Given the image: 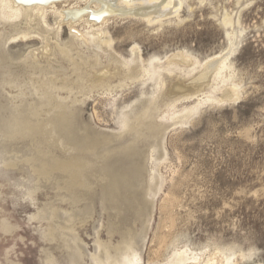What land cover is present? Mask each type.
<instances>
[{"label":"rangeland","instance_id":"rangeland-1","mask_svg":"<svg viewBox=\"0 0 264 264\" xmlns=\"http://www.w3.org/2000/svg\"><path fill=\"white\" fill-rule=\"evenodd\" d=\"M5 1L11 0H0V118L8 121L16 102L43 101L45 91L66 108L70 129L63 139L48 124L25 136H0V156H12L10 167L0 157V264H103L106 250L121 263L136 255L134 264H173L183 253V264H264V0H178L175 13L112 14L103 24L87 15L60 18L58 38L52 4L46 24L36 19L30 26L24 13L3 18ZM156 1L157 10L171 6ZM84 3L96 8L89 0L78 5ZM28 26L29 37L13 42ZM73 29H101L100 38L111 40L100 49L93 42L77 47L84 57L98 54L92 74H104L106 65L107 76L115 72L110 55H137L145 67L160 69L158 84L151 75L112 92L79 91L85 67L55 52ZM228 50L219 79L196 80L205 61ZM175 84L183 86L174 91ZM184 94L192 97L169 105ZM143 109L152 130L143 120L134 129ZM33 157L53 169L35 173ZM67 165L74 183L61 169ZM111 174L126 182L116 202L105 196Z\"/></svg>","mask_w":264,"mask_h":264},{"label":"bare ground","instance_id":"bare-ground-1","mask_svg":"<svg viewBox=\"0 0 264 264\" xmlns=\"http://www.w3.org/2000/svg\"><path fill=\"white\" fill-rule=\"evenodd\" d=\"M89 1H92L93 3H95V5H96L95 9L89 7L87 3H84L85 7H83V8L80 5H78L79 2H88V0H13V1L11 0V2L5 1L4 8L9 9V11H5V9L3 8L1 11V16L3 18H8V19L12 18L13 20H15V19L20 18V16H22L24 13L25 18H26V20H25L26 24H30V26H31V21H35L36 19H37L36 21L38 22L37 24H39V22H42V24H44V23L46 24V11H45L46 7L50 4H52L51 6H54V7L57 4H64L67 6V8L62 9L60 11H58V9L52 7L53 8V14L56 15L57 18H59V22L57 23V27H55L56 30H54L55 35L58 38L59 32H60V25H61L60 18L61 19L63 18V20H66V21H70V22L72 21L73 22L75 19L87 15V16H89L90 21L92 23H97V21L101 20V22H98L101 24H103L102 22L107 17L111 16L112 14H115L116 16H119V17H124V16L137 17V16H140V17L146 18L148 16H151L150 18L154 19V18L158 17L159 12H160V16H163L165 13L177 12V9L180 5V2L178 0H165V3L171 4V6L169 8L165 7L166 9L157 10L154 7L153 0H140L138 3H137V0H89ZM13 2L15 3V5L12 4ZM156 3H158V0L156 1ZM22 7H24V9H22ZM115 15H113V16H115ZM88 21L89 20H87V22ZM92 25H89V27L91 28ZM27 28H28V30L23 31L19 36L11 38L13 40V42L17 41L18 39L24 40L27 37H29V35H28L29 29L33 28V26L32 27L28 26ZM71 32H72V36L67 42L65 41L63 43L60 41L62 43L61 44L56 39L57 42L55 44V47H56L55 52L58 55H60L62 57V59L64 58L67 61L69 60V62L72 66L77 67V68H80V66L85 67L84 68L85 72L84 73L82 72V74H81L82 83H80V85L78 86L79 91H82L83 89H87L88 93H91L92 91L112 92L116 88L122 87L123 84L126 82L134 83L137 80H141L142 78H144L146 76H151V75H152L151 77L152 78L154 77V79L156 80V83L158 84V80L160 77V72H159L160 69L157 68L153 64H151L149 67L148 66L145 67L142 64V62L139 61L141 59L137 58V55L134 56L133 58H131V61H126L125 59H120L118 57L110 55L109 60H111L112 64L113 63L115 64V65L113 64L114 66L112 67V69H114L115 72L109 73V75L107 76L105 73L108 72L109 68L106 65V67L104 69V74H102V75H95V73L92 74L89 71V67H91L92 65L98 64V62H99V59L97 57L98 54L95 52L94 56H96V55L97 56L93 57V58L84 57L83 54L78 49L79 46L81 47L83 44H86L88 42H93L96 44L97 48L100 49L101 44H105L107 46H110L111 40L106 39V38H103V39L100 38L101 33L102 34L104 33L101 29H100V32H93L92 30L91 31L90 30L85 31V34L79 33L76 29H73ZM75 38H78L79 41L78 40L76 41ZM48 51H49V49H48ZM228 52H229V50L220 56H216V57H213V58L205 61L204 64L202 65V69H201L200 73L198 74L196 80L201 81V80L208 79L207 81L210 82V80H211V82L213 83L217 79H219L220 76L222 75V71L225 68L224 58H226ZM177 55L174 56L173 58H176L177 60H183L181 55H179V54H177ZM23 60H28V59H27V57H25ZM88 60H91V61H88ZM27 63L29 64V62H26L24 67L27 65ZM33 68L34 67H32V69ZM94 68L95 67H93V70H94ZM39 69H41L40 66H39ZM46 69H48V68H46ZM162 69H164V68H162ZM25 70L27 71V69H25ZM166 70H170V68H166ZM110 71H111V69H110ZM99 72H101V71H99ZM21 74H22V76H23V74H24V76H26L25 71H24V73H21ZM113 76H117V78L119 79V82L116 85H112V83H111V78ZM27 78L28 77H26L25 79H27ZM10 81L12 82L13 80L9 79V82ZM85 82H87V83L89 82L88 86H86L84 84ZM61 84L69 92L72 91V86L68 85L67 80L61 79ZM201 85H202V83H198V84L194 85V87L197 89V91H195V92H198L200 90V88L198 89V87H201ZM31 86H34L33 89L38 91L37 90L38 88H36L33 83H31ZM182 86L183 85L175 84L173 90L176 91L178 89H181ZM25 88H26L25 90H27L29 87L27 86ZM20 91L23 92V87L20 88ZM230 92H231V89H230ZM40 95H41V98L43 101H41L40 99H37V100L35 99L33 101L27 100L24 104H18L16 102L15 105L11 108L10 113L8 114L9 120L7 121L6 119L3 120L0 118V136L4 132L9 133L12 136H14L16 134H19L20 136H22V135L28 133L35 126L48 124V125H51V127L53 128V131L57 135V137H59L60 139H63L62 138L63 134H66V131L69 132V129H70V127H69L70 126V120H69V115H67L68 112H67L66 108L65 107L63 108L61 106V104H59L58 101L54 97H52V95L46 93L45 91L44 92L40 91ZM190 97H192V95H188V94H184L183 96H180V97H175L172 100V102L170 101L169 105L174 106L175 103L182 101V100H186ZM202 101L203 100L198 99L197 104L194 106L193 109L185 111V113L183 114L184 117H188L193 112L192 110L196 109L201 104ZM166 107H168V106H166ZM145 114H146V109H143V110H141L139 116H136V118H135L136 120L134 122V129H137V120L141 124V121L143 120L142 117ZM43 115H46V116L48 115L50 118L47 116V119L45 120L42 118ZM143 121H142L143 126L145 124L146 129L152 130L154 128V124L150 120H143ZM1 158H2V162H3L5 167H10L12 165V156L11 155H7L5 157L2 156ZM31 159L33 162H36L37 168L35 170L36 171L35 173H37V174L42 173L43 175H47L48 170L50 171L53 169V167L47 165L46 159L36 160L34 157ZM26 162L28 164V160ZM34 166H35V164H34ZM61 169H62L63 173H67L69 175V178L74 183L75 173L71 170V165L68 167L65 166L64 168L62 167ZM119 178H120V176H116L113 174L107 176V178L105 180L106 200L116 202V201H119V198L122 197V190L126 186V182H125L124 178H121V179H119ZM121 183H122V187H123L122 189H120ZM122 199H123V197H122ZM117 204H118V202H117ZM4 231H6V229ZM105 255L107 256V258L104 257L105 261L103 262V264H134L137 261L136 255L128 256L125 263H121L120 262L121 259H118L117 256H113L112 258H110L109 255H114V254L109 253L108 250L105 251ZM185 260H186V257L184 256V254L179 253L177 261L173 262V264H183ZM99 262H101V261H99Z\"/></svg>","mask_w":264,"mask_h":264}]
</instances>
